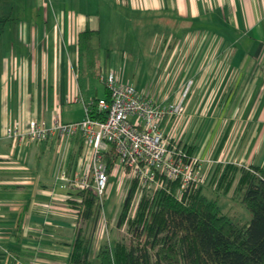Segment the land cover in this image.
I'll return each mask as SVG.
<instances>
[{
    "label": "crops",
    "instance_id": "obj_1",
    "mask_svg": "<svg viewBox=\"0 0 264 264\" xmlns=\"http://www.w3.org/2000/svg\"><path fill=\"white\" fill-rule=\"evenodd\" d=\"M101 2L13 0L8 11L14 21L0 35V264H70L77 236L70 234L71 211H64L74 201L65 196L77 192L61 188L59 176L79 171L83 140L16 145L7 132H26L32 120L50 124L57 114L65 123L83 120L86 104L104 99L95 90L101 84L105 92L109 69L158 102L177 101L190 86L186 115L166 119L163 130L192 149L206 171L264 165V0H103L104 8L136 23L151 16L162 23L166 14L193 19L217 9L240 32L234 45L208 35L182 45L166 41L151 73L152 66L147 72L127 53L120 63L110 49L94 48L93 63L80 65L79 35L91 30L92 46L100 45Z\"/></svg>",
    "mask_w": 264,
    "mask_h": 264
},
{
    "label": "trees",
    "instance_id": "obj_2",
    "mask_svg": "<svg viewBox=\"0 0 264 264\" xmlns=\"http://www.w3.org/2000/svg\"><path fill=\"white\" fill-rule=\"evenodd\" d=\"M7 23L0 17V35ZM94 35L91 30L79 35L80 65L88 67L91 65V57L88 56L96 55L91 44ZM85 59L89 61L86 63ZM97 78L100 79V75ZM78 79L83 84V78ZM109 98V90L105 86L104 99ZM100 99L93 98L86 105L91 108L93 118L105 119V113L99 115L97 110ZM185 150L192 155V149ZM106 162L111 172L117 163L113 150L107 154ZM235 183L242 193V203L252 214L250 224L245 227L225 216L218 199L208 198L203 188L180 202L174 193L175 185L170 191L148 196L144 193L147 189L140 188L134 180L118 220L119 227L128 226L132 237L130 244L104 245L92 260L91 241L80 232L73 245L70 264H264V166H226L219 187L228 195ZM139 190L144 194L135 217L130 218ZM77 197L83 198L80 204L84 209L82 214L91 219L99 202L98 195L89 190L77 192Z\"/></svg>",
    "mask_w": 264,
    "mask_h": 264
},
{
    "label": "built area",
    "instance_id": "obj_3",
    "mask_svg": "<svg viewBox=\"0 0 264 264\" xmlns=\"http://www.w3.org/2000/svg\"><path fill=\"white\" fill-rule=\"evenodd\" d=\"M102 81L110 98L100 99L97 110L99 115L105 113V119L93 118L91 108L86 105L85 118L79 122L65 123L57 114L50 124L32 120L26 132L9 128L8 137L16 145L81 137V168L71 177L63 172L59 176L61 188L74 192L94 190L101 200L109 186L110 169L106 157L112 150L123 169V177L137 180L140 188L154 189V194L170 191L175 185V196L183 202L206 186L210 172L203 168L202 161L189 155L179 140L163 130L166 119L178 121L186 115L190 86L179 100L163 103L124 83L115 74H109ZM52 196L57 194L52 193ZM65 198L79 204V210L71 206L64 208L65 212L71 211L70 217L77 224L84 210L80 207L83 198L76 199L70 194ZM46 207L48 211L52 209L51 205Z\"/></svg>",
    "mask_w": 264,
    "mask_h": 264
},
{
    "label": "rangeland",
    "instance_id": "obj_4",
    "mask_svg": "<svg viewBox=\"0 0 264 264\" xmlns=\"http://www.w3.org/2000/svg\"><path fill=\"white\" fill-rule=\"evenodd\" d=\"M12 5L13 0H3L2 6L0 7V17L1 19L7 20L8 23L14 21V17L8 13V11H12V9H10ZM101 5L102 12L100 18L102 20V30L99 36L100 45H95L93 48H96L98 53L103 51L105 53V50L110 49L115 52L116 55L119 54L118 59L120 63L124 53H127L129 56H134L137 61H140L139 66L146 68L147 72H149L152 66L150 73L154 72V61L156 63L159 60L166 41L172 46L176 42L182 45L185 41H192L195 36L208 35L214 37L216 41L221 39L234 45L236 44L234 40H236L238 36L240 37V32L231 30L232 26L225 20V13L217 9L214 10V13L210 14V16L202 15L193 19L184 18L177 14H166L162 23L153 21V16L150 18H142L139 23H136V21L126 17L121 11L113 13L112 9L108 10L104 8L103 0ZM134 17L137 18V15H134ZM217 47V44L214 43L211 50V53L213 52L214 55L219 52V50L216 49ZM236 49L239 50L240 46H236ZM199 54L200 52L198 55ZM231 55L232 53L229 51L228 56ZM240 55L241 53L239 56ZM88 57H91V61L97 58L95 54L94 56ZM89 59H85L86 63ZM237 61L238 58L236 59V62ZM106 65L108 69L110 64ZM84 66L87 69L86 64H84ZM123 66L124 65H122V67ZM108 71L106 75L111 73L110 69ZM212 95L214 96L215 94ZM95 96H105L101 84H98L95 90ZM223 169V167L220 169L215 165L213 167L211 166L210 170L208 169L210 175L207 185L203 187V192L210 199H218L221 211L225 216L234 221L238 226L245 227L250 224L252 214L247 209L246 205L242 203V193L237 189V183L233 185L228 195H225L224 189L219 187ZM122 173V167L118 163L117 165L114 163L110 172L107 193L102 200L99 199L94 216L91 219H87L84 214L80 215V221H77V224H75L70 232L72 238L78 236L79 233L82 232V236L91 241L92 260L96 259L97 254L104 245L114 246L119 242L129 245L132 241L128 226H118L122 204L134 181L133 178L123 177ZM118 185L120 186V190L117 191ZM144 193L148 196H153L154 189L146 190ZM144 193L141 190L138 191L133 202L130 218L135 217L138 205ZM73 198L77 199V193ZM71 207H73V209H80L78 206H75V203ZM73 222L76 223V221Z\"/></svg>",
    "mask_w": 264,
    "mask_h": 264
}]
</instances>
